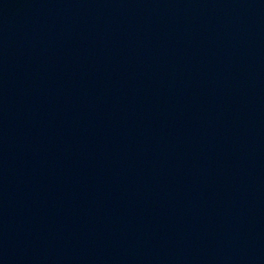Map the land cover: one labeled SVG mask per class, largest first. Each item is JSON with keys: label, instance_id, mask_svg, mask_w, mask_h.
Returning <instances> with one entry per match:
<instances>
[{"label": "water", "instance_id": "obj_1", "mask_svg": "<svg viewBox=\"0 0 264 264\" xmlns=\"http://www.w3.org/2000/svg\"><path fill=\"white\" fill-rule=\"evenodd\" d=\"M0 264H264V0H0Z\"/></svg>", "mask_w": 264, "mask_h": 264}]
</instances>
